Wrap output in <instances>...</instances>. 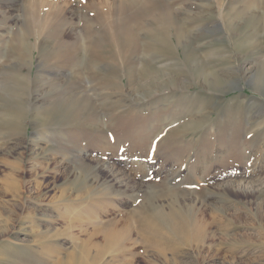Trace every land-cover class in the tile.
Wrapping results in <instances>:
<instances>
[{
    "label": "rangeland",
    "instance_id": "obj_1",
    "mask_svg": "<svg viewBox=\"0 0 264 264\" xmlns=\"http://www.w3.org/2000/svg\"><path fill=\"white\" fill-rule=\"evenodd\" d=\"M0 264H264V0H0Z\"/></svg>",
    "mask_w": 264,
    "mask_h": 264
},
{
    "label": "bare ground",
    "instance_id": "obj_2",
    "mask_svg": "<svg viewBox=\"0 0 264 264\" xmlns=\"http://www.w3.org/2000/svg\"><path fill=\"white\" fill-rule=\"evenodd\" d=\"M242 79H245V77L242 76ZM172 215H173V217L176 216V215H174V214H172ZM154 217H155V218H156V217H161V215H160V214H157V215H155ZM170 217H171V215H167L166 218H165V217H161V219L164 218V219H162V220H165V219H166L165 221L169 222L168 220L171 219ZM161 219H159V220H161ZM156 220H157V219H156ZM172 220H173V219H172ZM165 224H166V223H165ZM167 224H168V223H167ZM170 224H171V223H170ZM171 225H172V224H171ZM169 227H170V226H169ZM173 227H174V226H173ZM175 227H176V226H175ZM170 228H172V227H170ZM176 228H177V227H176ZM171 230H172V229H171Z\"/></svg>",
    "mask_w": 264,
    "mask_h": 264
}]
</instances>
